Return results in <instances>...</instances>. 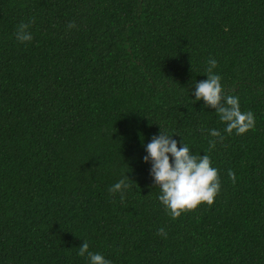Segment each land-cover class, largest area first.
<instances>
[{
  "label": "trees",
  "instance_id": "trees-1",
  "mask_svg": "<svg viewBox=\"0 0 264 264\" xmlns=\"http://www.w3.org/2000/svg\"><path fill=\"white\" fill-rule=\"evenodd\" d=\"M210 59L254 130L194 102ZM161 130L210 156L213 206L168 214L143 159ZM84 241L111 264H264V0H0V264H89Z\"/></svg>",
  "mask_w": 264,
  "mask_h": 264
},
{
  "label": "clouds",
  "instance_id": "clouds-1",
  "mask_svg": "<svg viewBox=\"0 0 264 264\" xmlns=\"http://www.w3.org/2000/svg\"><path fill=\"white\" fill-rule=\"evenodd\" d=\"M35 23L34 18L29 23L21 22L17 26L16 39L20 43L31 42L33 36L29 31L31 24ZM69 28L76 27L72 22ZM218 62L215 59L208 61L206 69V80L196 82L195 100H203L206 107L215 109L220 121L226 127L225 131L231 135H243L255 129L256 120L251 111L241 110L238 96L228 95L221 83L222 77L214 73ZM212 137L223 141L224 137L216 129L210 130ZM216 140L209 141V151L216 146ZM182 147H178V141L173 135L166 134L161 130L159 135H154L151 142L147 143V155L143 157L146 163L150 162L152 167L151 176L156 186L160 189V202L165 206L168 214L177 219L187 212L198 209L202 204L213 206L221 190V179L219 170L212 166L209 155H194L190 148L182 140ZM229 178L236 183L234 171L229 170ZM130 185L125 179L115 183L109 191L113 194L121 193L124 199V190ZM158 235H167L164 228H160ZM78 255L87 256L89 264H111L102 254L89 250L88 242L79 247Z\"/></svg>",
  "mask_w": 264,
  "mask_h": 264
}]
</instances>
